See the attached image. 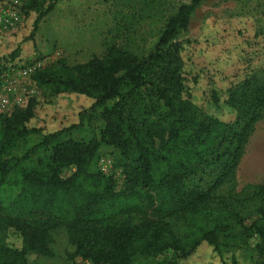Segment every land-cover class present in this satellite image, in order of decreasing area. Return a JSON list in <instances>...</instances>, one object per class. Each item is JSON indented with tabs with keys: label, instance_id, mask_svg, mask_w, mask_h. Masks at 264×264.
<instances>
[{
	"label": "trees",
	"instance_id": "obj_1",
	"mask_svg": "<svg viewBox=\"0 0 264 264\" xmlns=\"http://www.w3.org/2000/svg\"><path fill=\"white\" fill-rule=\"evenodd\" d=\"M69 1L76 0H27L30 31L0 55V77L41 61L34 34L56 4ZM174 1L178 6L147 55L113 45L102 58L34 70L39 99L0 114V264H28V253L51 257L52 232L59 228L74 256L93 264H138L168 251L183 262L202 246L220 257L254 235L264 257V186L239 198L215 195L237 168L253 125L264 118V82L249 77L228 90L231 122L194 104L177 39L204 0ZM66 98L90 105L57 128L34 124L42 102ZM212 99L218 106L216 94ZM95 117L104 124L99 139H65ZM103 144L119 153L122 191L111 176L89 171ZM69 168L74 172L63 178ZM203 169L214 174L213 183L204 191L186 187ZM134 214L149 218L121 220ZM9 232L21 239L20 248L8 245Z\"/></svg>",
	"mask_w": 264,
	"mask_h": 264
},
{
	"label": "rangeland",
	"instance_id": "obj_2",
	"mask_svg": "<svg viewBox=\"0 0 264 264\" xmlns=\"http://www.w3.org/2000/svg\"><path fill=\"white\" fill-rule=\"evenodd\" d=\"M16 1L17 4H13ZM27 0H4L0 17L16 13L18 24L0 26V55L13 49L30 31L33 14L26 16ZM174 0H76L58 3L40 22L34 41L42 59L32 71L63 61L74 66L102 58L108 46L131 52L138 57L147 55L157 42L167 19L175 12ZM5 39L4 42H2ZM181 43L182 77L191 101L205 113L231 122L234 113L224 105L228 90L249 77L264 82V0H204L192 14L188 29L178 39ZM26 52V47L22 48ZM17 70V69H14ZM216 94L219 105H214ZM40 93L36 90L35 98ZM87 99V98H86ZM89 100V99H88ZM89 103L74 99H50L41 103L34 120L36 125L49 129L69 123ZM104 124L95 117L81 130L65 139L88 142L93 136L100 138ZM119 153L101 145L89 171H101L114 180L115 190L124 188V174L117 167ZM74 169L62 171L69 177ZM214 181V174L203 169L186 181L190 189L206 190ZM264 186V118L258 120L244 146L239 164L233 175L218 189L216 196L244 197ZM149 217L138 214L122 221L132 224ZM49 246L51 257L28 253V264H84L74 256L64 229L52 232ZM7 243L20 248L21 239L9 232ZM257 236L239 249H223L217 256L208 246L198 248L185 261H177L173 252H164L154 258L137 259L138 264H264V257L257 254Z\"/></svg>",
	"mask_w": 264,
	"mask_h": 264
},
{
	"label": "built area",
	"instance_id": "obj_3",
	"mask_svg": "<svg viewBox=\"0 0 264 264\" xmlns=\"http://www.w3.org/2000/svg\"><path fill=\"white\" fill-rule=\"evenodd\" d=\"M19 21L16 13H8L0 17V26L18 24ZM32 73V68L13 69L0 77V114L10 115L16 109H24L29 100L35 98L37 89L31 79ZM84 264L93 263L85 261Z\"/></svg>",
	"mask_w": 264,
	"mask_h": 264
}]
</instances>
